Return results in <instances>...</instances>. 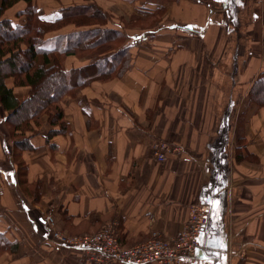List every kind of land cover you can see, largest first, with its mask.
I'll return each mask as SVG.
<instances>
[{"label": "crops", "instance_id": "crops-1", "mask_svg": "<svg viewBox=\"0 0 264 264\" xmlns=\"http://www.w3.org/2000/svg\"><path fill=\"white\" fill-rule=\"evenodd\" d=\"M34 4L46 21L63 8L97 5L127 34L132 65L65 96V131L42 114L39 133L26 135L32 148L19 149L18 161L0 102V233L17 244L0 253V264H83L80 249L51 238L49 216L70 235L63 212L89 232L117 222L131 247L154 231L174 237L199 203L210 209L207 248L184 264H264V107L250 97L264 73V0ZM26 8L21 1L3 18L23 24ZM160 9L162 21L153 25ZM138 18L147 25H130ZM80 29L71 24L46 38ZM89 63L71 55L65 66ZM6 85L20 102L30 97L14 78ZM156 141L180 153L159 162Z\"/></svg>", "mask_w": 264, "mask_h": 264}, {"label": "trees", "instance_id": "trees-1", "mask_svg": "<svg viewBox=\"0 0 264 264\" xmlns=\"http://www.w3.org/2000/svg\"><path fill=\"white\" fill-rule=\"evenodd\" d=\"M24 1L27 8L20 14L26 17L23 24L3 18L17 3ZM164 9L153 17V25L161 23ZM55 21L42 20L34 0H2L0 7V102L9 117L7 124L16 140L15 157L20 150L31 147L30 137L39 133L42 114L50 115V123L66 130L61 102L67 95H75L95 81L106 82L120 77L131 68L132 54L125 31L110 26V17L97 5L63 8ZM138 18L130 25H147ZM74 24L80 30L46 38L52 31ZM85 28V29H84ZM88 57L87 66L67 70V57ZM15 79L17 87H30V97L20 102L14 90L6 85L8 78ZM250 97L252 103L264 107V73L255 81ZM20 149V150H19ZM21 162L19 165L21 166ZM67 228L72 235L89 232L88 228L74 226L72 217L63 212ZM83 228V229H82ZM15 252L17 244L10 243L0 233V253Z\"/></svg>", "mask_w": 264, "mask_h": 264}, {"label": "built area", "instance_id": "built-area-1", "mask_svg": "<svg viewBox=\"0 0 264 264\" xmlns=\"http://www.w3.org/2000/svg\"><path fill=\"white\" fill-rule=\"evenodd\" d=\"M159 162H166L172 153L180 149L165 141H156L152 146ZM210 220V209L199 203L190 207L189 218L184 228L174 237L165 238L154 231L143 243L125 246L118 233L117 222H110L95 234L72 237L61 229L54 217L47 219L51 238L62 245L82 251L83 264H184V259L195 256L207 248L206 230Z\"/></svg>", "mask_w": 264, "mask_h": 264}, {"label": "rangeland", "instance_id": "rangeland-1", "mask_svg": "<svg viewBox=\"0 0 264 264\" xmlns=\"http://www.w3.org/2000/svg\"><path fill=\"white\" fill-rule=\"evenodd\" d=\"M1 7V6H0ZM12 9V8H11ZM10 10V9H9ZM8 10V11H9ZM110 17V16H109ZM150 22H153V21H150ZM80 58H88V57H80ZM104 228V227H103ZM103 228H101V229H99V230H97V231H92V232H87L86 234H95V233H98V232H100ZM70 235V234H69ZM82 235H85V234H82ZM82 235H71L72 237H75V236H82ZM132 247V246H131Z\"/></svg>", "mask_w": 264, "mask_h": 264}, {"label": "snow or ice", "instance_id": "snow-or-ice-1", "mask_svg": "<svg viewBox=\"0 0 264 264\" xmlns=\"http://www.w3.org/2000/svg\"><path fill=\"white\" fill-rule=\"evenodd\" d=\"M43 19V18H42Z\"/></svg>", "mask_w": 264, "mask_h": 264}]
</instances>
